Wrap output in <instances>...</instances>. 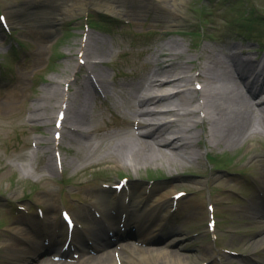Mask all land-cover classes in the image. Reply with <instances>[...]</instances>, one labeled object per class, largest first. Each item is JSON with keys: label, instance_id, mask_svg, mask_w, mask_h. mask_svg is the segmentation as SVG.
Returning <instances> with one entry per match:
<instances>
[{"label": "bare ground", "instance_id": "bare-ground-1", "mask_svg": "<svg viewBox=\"0 0 264 264\" xmlns=\"http://www.w3.org/2000/svg\"><path fill=\"white\" fill-rule=\"evenodd\" d=\"M129 1L72 0L62 7L61 14L65 17L74 16L80 8H86L89 5L116 13L120 11V7ZM161 1L163 2V0ZM161 1L138 0V3L141 10L145 11L152 8L155 17L157 19L164 18L168 27L171 28L180 24L181 4L184 0H170L169 7H163ZM13 17H15V14H13ZM56 19L53 20L56 21ZM158 26L164 28V25H161L160 22ZM46 31L54 32L53 25L47 28ZM173 31L180 33V30L177 29H173ZM91 39H95V36H91ZM99 43L103 44L104 40L98 38L97 44ZM93 44L94 41H89L81 51L87 59L90 69L98 70L99 83L108 91H111L106 73L101 69H97V66L103 63V57L108 54L109 50ZM191 49L186 51L181 47L178 39H169L167 43L159 47L157 60L152 61L150 68L146 71L147 76L141 79L143 81L148 80V86L139 91L141 95L132 106V112L139 117V124L142 127L151 126L150 130L142 132L145 147L141 146L139 148L137 146L142 138H137L133 133H126L116 138L121 137L119 140L109 143L107 145L108 149L99 151L97 158L113 161L117 166L124 169L132 167L136 170L140 169L141 166L147 168L155 163L165 164L169 168H182L186 163L190 165V163L202 159L203 153L200 144L202 139L206 141V147L211 150L218 147L220 149L226 147L227 149L236 150L242 142L264 135V85L254 90V87L251 88L246 81V74L240 69L237 58L238 53H242L244 48L235 45L230 47L223 45L213 48L205 45L198 52H195L196 55L188 57V52ZM231 50L235 51L230 53ZM39 51L42 52V49ZM255 59L257 58L254 55L245 58L247 65L244 68L247 71L257 72ZM40 63L41 59L37 58L33 65L38 66ZM66 66V70H73L71 60H67ZM153 67H156L154 72L151 70ZM191 73H195V76H192ZM261 75L263 77L258 79H262L264 82V74ZM258 79H256V82ZM195 81L201 82L202 88L191 90L190 86L193 83L196 84ZM54 82L59 86L51 90L52 95L44 91V94H40L38 97L43 103L38 105L31 103L26 108L30 113V121L35 120L48 130L52 122L50 116L45 114L43 109L59 103V97L61 96V82L58 80ZM81 86L78 87L75 95L76 98L80 96L81 102L77 106L81 113L71 114L70 117L74 121L77 132H87L92 127L91 124L86 125L90 93L83 90L78 91ZM245 87H249L247 94L242 90ZM21 94L22 91L16 88L10 93L4 94V100H0V129H4V122L10 121L16 113ZM196 103L197 106H195ZM83 117L86 121L83 120ZM201 123L202 127H200ZM81 124L86 125L83 128L84 130L80 128ZM155 146L161 148L156 150ZM84 147L88 151H96L98 146L96 143L90 142ZM112 155L118 156L119 160ZM84 157L88 158L89 156L84 155ZM164 189L165 186H157L149 194L148 189L143 185L133 188L130 204L133 207L132 212L139 213L136 219L139 221L138 225L142 231L140 238L142 242H147L152 237L161 234L160 230L155 229L153 226L152 211L155 212L156 207L160 204L166 206L167 201L170 200V194H173V191L167 193ZM109 196L115 202L122 200L114 193L102 189L93 193V200L106 202ZM168 207L169 204L163 209L167 210ZM32 220L34 218L28 222L35 226V222ZM97 227L95 236L101 235L99 233L101 227L99 225ZM9 229L11 233L3 241L4 256L7 259L5 264H114L110 252L106 249V243L100 236L97 237L99 241L95 244L97 252L82 255L75 263H57L47 257L40 258L41 263H33L30 258L41 249L38 242V236L41 235L31 233L25 226V222L20 220L16 224H12ZM261 238L259 240L258 237H254L253 240L258 239L255 241L264 244V235ZM24 240L30 241L35 246L34 251L26 246ZM153 251L156 253L143 247L134 246L131 248V253L125 258L127 261L121 260V264H139L143 260L155 261L157 258L177 262L189 259L188 255H182L178 252V249L167 250L160 247L153 249Z\"/></svg>", "mask_w": 264, "mask_h": 264}, {"label": "rangeland", "instance_id": "rangeland-1", "mask_svg": "<svg viewBox=\"0 0 264 264\" xmlns=\"http://www.w3.org/2000/svg\"><path fill=\"white\" fill-rule=\"evenodd\" d=\"M51 1L53 0H0V11L11 19L10 26L12 33L25 45L24 49H20L19 56L31 57L33 51L37 48V38L45 39L47 45H50L49 36L42 34L39 36L38 30L33 28L27 18L30 12L40 10L44 6L43 4L50 5ZM61 1L69 3L72 0ZM164 1L166 5H170V0ZM181 6L180 24L173 26L174 29L181 30V33L176 36L168 35L169 38H167L174 37L178 39L181 47L186 51L192 48L188 52V57L196 55V48L199 51L205 45L218 47V45H224L226 42H242L246 45L253 44L250 43L251 40L247 36L249 30L253 28L256 33H260L259 36H262V34L264 36V0H184ZM94 9V7H82L74 16L65 18L62 27L59 25V28L61 27L60 32L56 37L57 40L55 39L56 42L51 47L53 64H51V68H49V72L44 78L47 84H43L45 85L44 88L50 89V95L53 94L51 89L59 86L56 84L52 87L50 85L51 81H54L57 77V80L61 82V90L65 79L71 74V70H66L67 60H71L73 67L77 64L78 58L76 54L79 52V45L81 43L85 13L95 12ZM16 10H19L23 14L12 18ZM128 10H130V7H124L121 12L129 14ZM92 17H94L92 21L102 19L97 14L95 16L94 13ZM249 17L253 18L248 20ZM248 24L251 28H248ZM111 27L112 29L110 30L109 28L108 30L111 34H114L116 41L119 42L121 40L120 34L121 32L124 33L125 30L121 29L122 26L116 28V25H111ZM104 29H102L100 24H94V28L90 29L89 32L92 36L97 37L99 35L102 36L101 31ZM209 34L211 35L209 36ZM9 41L5 34L0 35V53L5 51ZM46 57L47 55L45 54L42 67L46 64ZM23 60L20 59L18 61V67ZM259 138L261 139L259 142L264 145V135H260ZM256 145L257 143L254 144L251 139L242 142L236 150L227 149L226 147L221 149L218 147L211 150L206 147V144L202 143V159L190 163V165L186 163L182 168H169L165 164L155 163L149 165L147 168L141 166L137 170L129 168L123 171L131 175L133 173L137 176H146L148 174L162 176L168 180L171 179V182L175 185L174 188L186 190L189 193L186 198L192 195L198 200V207H194L197 203L192 202L193 198L190 199L192 210L191 215L189 213L190 218L188 221L189 226L192 227L194 224L195 230L201 231V233L200 236L193 238L189 242L188 250H179L182 255H190L189 257L187 256L189 258L187 261L182 260L181 262L185 264H198L204 260L214 259L215 264H221L222 259L226 262L229 257L233 264H239L242 263V260H239L240 255H230L231 253H243L245 255L253 253L256 256H264V254L261 255V252H264V244L255 241L262 239L261 237L264 235V229L255 220L258 216H254V214L252 216V213L245 211V207L248 206L246 200H238V193L240 192H245V195L248 196V192L242 184V177L230 175L226 171L215 170L216 167H225L227 171H237V168H240L243 170V173L248 172L254 176L261 177L263 174L262 170L264 169V157H262L264 155L256 156V154L261 155L264 152L261 153ZM155 149L157 150V147ZM217 153L223 155L222 157L226 161L221 160L219 162V160H215L212 161L211 165L207 157L209 154ZM254 155L255 157H253ZM234 167L237 168L234 169ZM0 174L1 195L10 194L19 198L27 187L32 186L30 185L29 177H26L17 168L13 170H0ZM67 176L73 182L80 180L76 170L71 166V162L67 166ZM83 177L85 179L86 175L83 174ZM92 181L89 179L88 183L90 186L88 187L95 185L92 184ZM0 201L2 200L0 199ZM208 201H211L214 207L216 206L219 224L215 233L209 231L206 226V223L209 221L208 214L205 213ZM0 228V241H2L1 234L8 228L7 223L2 218H0ZM254 237H258V239L253 240ZM217 238L218 244L225 251H222L223 249H216L214 246V241ZM248 259V257L244 258L246 264L249 262ZM37 260H34L33 263H36ZM4 263L3 250L0 249V264ZM253 264L256 263L253 262Z\"/></svg>", "mask_w": 264, "mask_h": 264}, {"label": "snow or ice", "instance_id": "snow-or-ice-1", "mask_svg": "<svg viewBox=\"0 0 264 264\" xmlns=\"http://www.w3.org/2000/svg\"><path fill=\"white\" fill-rule=\"evenodd\" d=\"M0 19H3L2 17H0Z\"/></svg>", "mask_w": 264, "mask_h": 264}]
</instances>
